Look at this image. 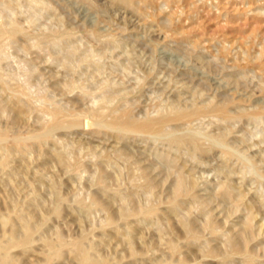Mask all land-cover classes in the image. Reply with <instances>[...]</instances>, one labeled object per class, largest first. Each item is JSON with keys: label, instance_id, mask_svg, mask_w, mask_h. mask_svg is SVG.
<instances>
[{"label": "rangeland", "instance_id": "1", "mask_svg": "<svg viewBox=\"0 0 264 264\" xmlns=\"http://www.w3.org/2000/svg\"><path fill=\"white\" fill-rule=\"evenodd\" d=\"M133 1L0 0V264H264V0Z\"/></svg>", "mask_w": 264, "mask_h": 264}, {"label": "bare ground", "instance_id": "2", "mask_svg": "<svg viewBox=\"0 0 264 264\" xmlns=\"http://www.w3.org/2000/svg\"><path fill=\"white\" fill-rule=\"evenodd\" d=\"M119 1H121V2H123V3H126V4H131L132 5V1L133 0H119ZM136 1V0H135ZM135 1H133V4H134V2ZM143 1H145V0H143ZM146 4V3H145ZM100 9V8H99ZM147 17V16H146ZM161 27H163V26H161ZM11 30V29H10ZM57 37H55V39H56ZM239 74V73H238ZM234 75V74H233ZM248 90V89H247ZM83 92V91H82ZM193 96V95H192ZM10 100V99H9ZM18 100V99H17ZM11 101V100H10ZM210 102V101H209ZM18 105V104H17ZM166 106V105H165ZM202 106V105H201ZM16 107H18V106H16ZM20 107V106H19ZM18 107V108H19ZM174 107V106H173ZM172 107V108H173ZM198 107V106H197ZM205 107V106H204ZM94 108V107H93ZM62 109V108H61ZM107 109V108H106ZM161 108H159V110H160ZM171 109V108H170ZM53 110H55V109H53ZM58 110V109H57ZM128 111H129V109H127ZM155 112H157V110H154ZM4 112V111H3ZM25 112V111H24ZM170 112H172L171 113V116H169L168 117V115L167 116H165V115H162V116H158V117H153V118H145V119H142V120H132V119H129V118H126L124 121H122V122H119V123H117L116 124V126H118L119 128H121V129H119V130H121V131H123L122 129H124V130H140L141 132H142V130H147V131H152L153 129H154V125H159V126H161V125H163V124H165L166 122H168V121H170V120H172V119H179V118H185V117H194V116H197V115H199L200 113H202L203 112V114H206L207 112L209 113V112H215V113H218V114H220V115H227V113H228V107H227V104H224V103H222V104H220V105H216V106H211V107H208L206 110H205V112L204 111H202L200 108L199 109H197V108H194V109H190V110H185V111H178V110H173V111H170ZM15 113V112H14ZM13 113V114H14ZM56 114L58 113L57 111L55 112ZM69 113V112H68ZM67 113V114H68ZM116 113V112H115ZM129 113V112H128ZM207 113V114H208ZM21 114V113H20ZM48 114V113H47ZM60 114V113H59ZM93 114H95V113H93ZM148 114V113H147ZM150 114V113H149ZM217 114V115H218ZM230 114V113H229ZM54 116L53 117H55V114H53ZM66 115V114H65ZM73 115V114H72ZM109 115V114H108ZM146 115V114H145ZM213 115V114H212ZM215 115V114H214ZM68 116V115H67ZM100 116V115H99ZM124 116V115H123ZM128 116V115H127ZM148 116V115H147ZM13 117H15V116H13ZM12 117V119H14ZM50 117V116H49ZM16 118V117H15ZM58 118V117H57ZM139 118V117H138ZM20 119H21V117H20ZM100 120V119H99ZM102 120V119H101ZM114 120V119H113ZM122 120V119H121ZM22 121V120H21ZM48 121H50V120H48ZM104 121V120H103ZM13 122H14V120H13ZM17 122V121H16ZM43 122V121H42ZM99 122V121H98ZM101 122V121H100ZM99 122V123H100ZM105 122V121H104ZM200 122V121H199ZM50 123V122H49ZM62 123L63 122H60V121H58V120H55V121H53L51 124H49L48 126H45L44 125V123H43V125H42V128L44 129V132H43V134L44 135H47V134H49V132H51L53 129H55V128H57L58 126H60V125H62ZM82 123V122H81ZM80 123V124H81ZM98 123V124H99ZM103 123V122H102ZM171 123V122H170ZM173 123V122H172ZM63 124H65V123H63ZM69 124V123H68ZM73 124V123H72ZM94 124V123H93ZM95 124H96V119H95ZM97 124V125H98ZM108 124H109V122H108ZM203 124V123H202ZM75 125V124H74ZM103 126H104V123L102 124ZM106 125V124H105ZM43 126H45V127H43ZM71 126H73V125H71ZM71 126H69V127H71ZM76 126V125H75ZM99 126V125H98ZM109 125H107V127H108ZM117 127V128H118ZM169 128V127H168ZM60 129V128H59ZM113 129V128H112ZM164 129H166V128H164ZM37 130V129H36ZM109 130H110V127H109ZM118 130V131H119ZM128 131V132H129ZM134 131H131V132H134ZM167 131V130H166ZM168 131H172V129L171 130H168ZM9 132V131H8ZM39 132V131H38ZM37 131L35 132V133H38ZM54 132H56V131H54ZM125 132V131H124ZM127 132V131H126ZM131 132H130V135H131ZM158 132V131H157ZM165 132V131H164ZM34 133V134H35ZM121 133V132H120ZM135 133H136V131H135ZM138 133V132H137ZM143 133V132H142ZM148 133V132H147ZM150 133V132H149ZM152 133H153V131H152ZM159 133V132H158ZM173 133V132H172ZM41 134V133H40ZM64 134V133H63ZM133 134V133H132ZM144 134V133H143ZM168 134V133H167ZM175 134V133H174ZM16 135V134H15ZM32 135V134H31ZM147 135H150L151 136V134H147ZM161 134H159V136H160ZM169 135H170V133H169ZM168 135V136H169ZM5 136H7V135H5ZM17 136V135H16ZM35 136H37V135H35ZM35 136H34V138H35ZM52 136V135H51ZM133 136V135H132ZM142 136V135H141ZM20 137V136H19ZM123 137H126V136H123ZM147 137V136H146ZM152 137V136H151ZM156 137H158V136H156ZM161 137V136H160ZM220 137V136H219ZM17 138H18V136H17ZM40 138V137H39ZM127 138V137H126ZM2 139V135H1V133H0V140ZM21 139V138H20ZM153 139V138H152ZM13 140V139H12ZM144 140H146V139H144ZM156 140V139H155ZM154 140V141H155ZM218 140V139H217ZM17 141V140H16ZM39 141V140H38ZM151 141V140H150ZM170 141L172 142V143H174V144H183V143H188V144H190V145H192L194 148H199L200 146H199V144H198V141L196 140V138L194 137V136H192V135H188V136H170ZM50 143V142H49ZM148 143V142H147ZM146 143V144H147ZM150 143V142H149ZM211 143H213V142H211ZM19 144V143H18ZM33 144H34V142H33ZM43 144V143H42ZM130 144V143H129ZM164 144V143H163ZM30 145V144H29ZM10 146H12L11 144H10ZM180 146H183V145H180ZM25 147V146H24ZM27 147V146H26ZM5 148V147H4ZM3 148V149H4ZM30 148V147H29ZM2 149V148H1ZM193 149V148H192ZM209 149H211V148H209ZM262 149V148H261ZM4 151V150H3ZM29 151V149H27V152ZM173 151V150H172ZM11 152V151H10ZM18 152V151H17ZM5 153H6V151H5ZM7 154V153H6ZM9 154V153H8ZM13 155H14V152H13ZM8 156V155H7ZM1 157V156H0ZM12 157H14V156H12ZM11 157V158H12ZM196 158V157H195ZM218 158V157H217ZM4 159V158H3ZM9 159H10V157H9ZM134 159V158H133ZM1 160H2V157H1ZM12 160V159H11ZM63 160V159H62ZM71 160V159H70ZM72 160H74V159H72ZM81 160V159H80ZM183 160V159H182ZM8 163H9V161H7ZM65 162V161H64ZM73 163V162H72ZM77 163V162H76ZM6 163H5V161H2V164L1 165H5ZM8 164H6V166H7ZM5 166V167H6ZM81 166V165H80ZM105 166V165H104ZM1 167V166H0ZM7 167H9V166H7ZM17 167V166H16ZM137 167V166H136ZM1 168H3V167H1ZM104 168V167H103ZM6 169V168H5ZM13 170H15V169H13ZM72 171V170H71ZM36 173H37V171H36ZM9 175V174H8ZM7 175V176H8ZM12 175V174H11ZM43 175V174H42ZM5 176V175H4ZM10 176V175H9ZM1 178V177H0ZM175 178V177H174ZM11 179V178H10ZM5 180V179H4ZM3 179H2V181H4ZM96 180V179H95ZM7 181V180H6ZM183 182H184V180H183V178L182 177H180V178H178L177 179V181L175 182V185H174V190H173V193H174V198L172 199V201H171V203L174 205L175 203H176V200H177V198L179 197V196H181L183 193H184V187H183ZM2 184H3V182H2ZM7 184V183H6ZM25 185H27L28 186V184H25ZM28 188V187H27ZM9 189V188H8ZM27 191V190H26ZM31 193H32V191H31ZM29 193L27 192V195H28ZM122 192L119 194L121 197H122ZM125 194V193H124ZM28 197V196H27ZM30 198L32 197V195L31 196H29ZM77 199V198H76ZM28 200V199H27ZM8 201V200H7ZM30 202L28 201V204H29ZM257 203V202H256ZM83 204H84V202H83ZM31 205V204H30ZM28 206V205H27ZM52 206V205H51ZM90 207H91V205H89ZM89 206L87 205V207L89 208ZM151 207V206H150ZM149 207V208H150ZM80 208V207H79ZM84 208H86V206H84ZM155 208V207H154ZM34 209V208H33ZM33 209H32V207L30 208V210H32L33 211ZM126 209V208H125ZM144 209V208H143ZM36 212H37V210H35ZM34 211V212H35ZM127 211V210H126ZM155 211V210H154ZM170 212V211H169ZM5 213V212H4ZM129 213V212H128ZM142 213H144L146 216H149V215H151L152 213H153V210L152 209H148L147 210V208H146V210H144V211H142ZM123 214H125V213H123ZM11 215V214H10ZM9 214H8V216H10ZM20 215V214H19ZM140 215V214H139ZM5 216V215H4ZM7 216V217H8ZM142 216V215H141ZM154 216V215H153ZM4 219H6L5 217H3ZM2 220V219H1ZM4 222V221H3ZM215 228H217V227H215ZM190 229V228H189ZM217 231V230H216ZM17 232V231H16ZM20 232V231H19ZM189 233V232H188ZM190 233H192V232H190ZM129 234V233H128ZM190 235V234H189ZM31 240V239H30ZM131 240V239H130ZM78 241V240H77ZM80 242H81V240H80ZM80 242L78 241L77 242V244H76V251L78 252V254H79V256H80V259H81V264H82V262H84L83 264H85V263H92V264H111V263H109V262H105V261H98V260H94V259H92L91 258V256L89 255V252L90 251H88V249L86 250L83 246H82V244H80ZM132 242V241H131ZM237 242V241H236ZM82 243V242H81ZM130 243V242H129ZM55 246V245H54ZM2 249H3V246L2 245H0V255H1V252H2ZM173 249V248H172ZM217 249V248H216ZM75 251V252H76ZM76 252V253H77ZM248 253H249V251H248ZM51 254V253H50ZM77 255V254H76ZM226 256V255H225ZM248 256V255H247ZM7 260V259H6ZM108 261V260H107Z\"/></svg>", "mask_w": 264, "mask_h": 264}]
</instances>
